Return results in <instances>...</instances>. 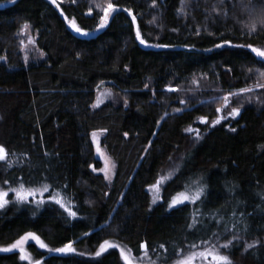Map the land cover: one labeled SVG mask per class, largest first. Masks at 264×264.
Masks as SVG:
<instances>
[{"label":"trees","instance_id":"trees-1","mask_svg":"<svg viewBox=\"0 0 264 264\" xmlns=\"http://www.w3.org/2000/svg\"><path fill=\"white\" fill-rule=\"evenodd\" d=\"M113 2L121 10L92 37L75 33L65 19L96 31L102 13L92 0H61L63 12L49 0H4L0 6V57H6L0 60L1 143L16 161L11 167L0 162V182L51 186L43 203L13 201L0 210V246L34 232L51 247L73 241L90 252L104 240H116L138 255L146 242L171 261L189 243L222 231L220 215L237 223L232 231L242 239L264 237V103L245 105L230 124L209 129L193 145L186 132L198 118L215 114L189 93L193 81L227 91L258 82L264 62L251 50L215 45L230 40L264 47V26L248 34L264 5L253 0L245 9L241 0H184L181 14V0ZM25 23L35 35L34 59L25 60L22 51ZM137 24L147 44L136 37ZM102 89L119 101L94 107ZM100 129L107 130L102 145L116 164L112 182L99 171L102 162L91 137ZM176 157L181 165L165 184L162 201L152 205L149 185ZM201 177L207 184L203 203L168 207L185 184ZM58 191L76 217L49 199ZM197 208L202 224L189 228ZM31 250L44 264H124L115 250L97 260ZM231 254L233 264H264V245L245 251L239 242ZM0 264L25 263L18 253H0Z\"/></svg>","mask_w":264,"mask_h":264},{"label":"snow or ice","instance_id":"snow-or-ice-1","mask_svg":"<svg viewBox=\"0 0 264 264\" xmlns=\"http://www.w3.org/2000/svg\"><path fill=\"white\" fill-rule=\"evenodd\" d=\"M10 3H15V0H8ZM75 0H73V3ZM221 3L224 2V0H220ZM261 5H264V0H259ZM51 3L56 6V8L60 9L61 12H63V9L61 8L60 0H51ZM153 3L155 4V0H153ZM241 3L243 4L245 9H248L250 5L253 4V0H241ZM182 7L179 9L181 14H185L184 12V0H181ZM0 6H4V0H0ZM97 9L100 10L99 14V22L97 25L98 29H103L106 27L109 23L110 18L113 16L114 13L121 10V6L118 5V3H114L113 0H105L103 4L97 3L95 5ZM92 8L90 7L88 9L89 13L92 12ZM127 13L131 14L132 9L126 8L123 9ZM213 13H219L220 9L213 7L212 9ZM65 19L68 21V24L73 28L77 33L88 35L89 33L85 31V29L81 28L79 24L76 22V20L69 19L67 16H65ZM131 19L133 22L137 20L136 15H131ZM153 21H155V18H153ZM257 24H260L264 26V12L257 18L253 19L251 25L249 26V32L248 34L251 35L253 32H255ZM29 30V25L25 23L21 29V32L27 33ZM211 34V33H210ZM136 37L140 40L141 43L147 44L148 41L144 40L141 32L139 24L136 26ZM22 47H27L24 41H21ZM28 43L35 44V39L29 35L28 36ZM225 45H231L232 47L237 48H245L251 50L252 53L255 54L257 58H259L262 62H264V47H256L253 44H241V45H233L232 41L230 40H223L221 44L215 45V47H223ZM159 47H168V45H157ZM43 55V53H41ZM0 60H6V57H0ZM25 60H27V56H25ZM262 76H264V73H261ZM104 82L101 81V84ZM198 83V82H197ZM147 87V85L145 86ZM256 87H262L264 88V84H257ZM169 90L171 89V86H169ZM99 91V87H98ZM253 88L246 87L241 88L235 93H228L224 96V105L221 108H217L216 111L223 112L225 107H228L230 103V97L233 96H239L242 93H248L252 92ZM112 95L111 90L106 89L104 92H101L99 96L97 97L96 103L93 105L94 107H99L101 103H103V99L108 98ZM251 99V97H249ZM258 99V98H257ZM176 111H180V109H177ZM241 107H233L230 111H228L227 116L221 115L219 118L214 120L213 124H219L221 120L227 119V117H236L240 115ZM167 115V113L165 114ZM202 122L207 123V118L202 117ZM235 131V129H232ZM100 132L107 131L106 129H100ZM186 131L189 132H195L196 138L199 139L200 135L198 130L196 129H186ZM125 136L128 135V133H124ZM92 139L96 142L97 145V151L100 152V146H99V137L96 131L92 133ZM151 143V142H149ZM103 154V153H101ZM10 153L8 149L0 144V162H6L9 167H11L16 161L9 158ZM114 169L115 164L110 160V158H105V167L102 169H99V171L103 172L105 175V178L108 180H111L112 175H114ZM175 175V171H170L167 173V175H161L157 181L154 184L149 185V189L153 192V203H156L157 200L162 199V196L160 195L161 192V186L166 183L168 180H170ZM203 178H199L196 180L191 181L189 184L184 185V191L178 192L174 196L171 197L170 202L168 204V207L174 208L175 206L182 205L185 202H190L192 204H197V202L203 203L202 197H205L206 190H207V184L203 183ZM6 185H8V181L4 182ZM50 185L42 184L39 187L26 185L22 180L18 182L17 187L12 188L10 185L5 188L3 186H0V209H4L11 201H9L8 196L9 193L12 192L15 194V201L18 203H28L30 202V198H37L36 203H43V194L48 192L50 189ZM64 187H67L66 185ZM49 199L54 201L55 203L59 204L62 208L65 209V211L72 217L77 216V212L73 210V208L70 206L69 202L65 201L64 196L58 191L56 195H50ZM89 203H91L89 201ZM216 213H219V209L214 210ZM202 213L199 208L196 209L195 212L191 214L192 223L188 224L187 227L189 228H196L197 224H202V221L198 220L197 218L201 216ZM245 214L241 212L239 214L240 217H243ZM232 217H236L237 213L233 211L231 213ZM213 219H216V216H213ZM220 222L223 223V229L222 231H217L212 233V238L210 239H200L199 243L197 242H191L188 244L187 251L183 248L179 249L180 253L182 254L179 259H175L171 261V264H233L231 258L229 255L224 254L221 252V249H230L233 246V242H239L242 240L241 236H238L235 232L232 230L237 228V223H229L225 221V217L223 215L219 216L218 224ZM242 223V221H241ZM248 225L244 224V230H247ZM224 233H231L230 238L225 239L222 243L221 237ZM213 239L216 241V243H213ZM34 241L39 248L41 249H48L50 252H57L62 254H70V253H76L77 249L73 246L74 242L69 241L68 243L64 244L62 247L59 248H49V246L34 232H26L24 235L20 236L19 239L15 240L12 244L6 246V247H0V251L2 252H13L14 250L19 251V258L24 261H30V264H42L41 260H33L31 255L27 253L25 245L29 241ZM260 241L256 240L252 243H248L245 245V251L248 249H252L255 245L259 244ZM160 247H164V245H160ZM110 248H116L119 249L120 255L125 261V264H135V260L133 256L131 255V250L129 249L126 251L123 247H121L120 244H115L109 240H104L103 243L100 244L99 249L95 252V255L97 257L101 256L104 252H106ZM141 248H143V255L145 257L148 256V247L147 243L141 245ZM173 249L175 251V245H173ZM167 251V249H165ZM152 264H155V261L152 262Z\"/></svg>","mask_w":264,"mask_h":264},{"label":"rangeland","instance_id":"rangeland-1","mask_svg":"<svg viewBox=\"0 0 264 264\" xmlns=\"http://www.w3.org/2000/svg\"><path fill=\"white\" fill-rule=\"evenodd\" d=\"M49 1L51 2V0H49ZM92 1H94L95 5L97 3L103 4L105 2V0H92ZM112 17L110 18V20L112 19ZM103 29H97L94 32H88L89 33L88 35H83V34L77 33L74 29H73V31L75 33L79 34L80 36L92 37V36H95L98 32L102 31ZM29 35H31L35 39V35L33 34V32L30 29V27H29V30H28L27 33L22 32V41H24L25 44L27 45L26 48L25 47H22V51H23L24 56H27V59H34V58H37V56L39 54L38 53V48L36 46V39H35V44L28 43V36ZM261 73H264V71H261L260 72L258 82L256 84H254V85L251 86V88H253V91L252 92H248V93H242L239 96L230 97V103H229L228 107H225L224 108V111L222 113L216 111V109L217 108H221L224 105V103H225L224 96L226 94L230 93V92L235 93L238 90H230V91L223 90V89H221L219 87H215V86H213L211 84H208L205 80H195V81H193V84L191 85V89H190V92L189 93L191 95L196 94L195 95L196 97L197 96L200 97V99H201L200 102L201 103H204V104H207V105H211L214 108V111H215L214 113L215 114H214V117H211V118L210 117H206L207 118V123L202 122V120H201L202 117H200V118L197 119L196 125H193V126H190V127L187 128V129L191 128V129L198 130L199 135H200V138L197 139L195 132L186 131L189 134V137H190V145H193V144L197 143L200 139H202L204 137V135L206 134V132L209 129L214 128V127H217V126L222 125V124H225V123H229L230 124L233 120H235L239 115L236 116V117H234V118L233 117H227V119L221 120V122L219 124H213L212 123L214 120H216L217 118H219L221 115L227 116V113H228V111L231 110V108H233V107H241V111H242L243 107L245 105L250 104V103H257V104H263L264 103V88H262V87H256L257 84H264V76H262ZM105 90L106 89H102L98 93V96H99V94L101 92H104ZM111 92H112V95L109 96L106 99H103V103H101L99 106H101V105H103V104H105L106 102H109V101H113V102L119 101V99H120L119 96L117 94H115L112 90H111ZM249 97H251V99H249ZM96 101H97V99H96ZM96 101H95V103H96ZM97 134H98V137H99L100 152L97 151L96 142L93 139H92V141H93V144L95 146L96 155H97V157L102 162V167H101V169H102V168L105 167V158L106 157L110 158V160L114 164H115V162H114L113 158L107 152L106 148L102 145V138H103L104 132L97 131ZM2 135H3V118H2V115H1V111H0V144H2L1 143V141H2ZM91 137H92V135H91ZM101 153H103V154H101ZM180 165H181V159H180V157H176V158L172 159L170 161V163L163 169V171L161 172L160 176L161 175H167V173L170 172V171H175V174H176V172L178 171ZM115 173H116V164H115V169H114V175H112L111 180H108V179H106V180L108 182H112V180L114 179ZM166 183H164L161 186V192H160V195L161 196H163V189H164V186H165ZM0 186H3L5 188H7L9 186V184L6 185L5 183H1L0 182ZM11 187L12 188H15L13 186H11ZM149 192H150V196H151V203H152V205H155V204L160 203L162 201V199H159V200L156 201V203H153V192L150 189H149ZM43 196H44V194H43ZM8 199L11 202L15 201V194L12 193V192H10L9 193V196H8ZM37 199H39V197H37V198H30V201H33L34 203H36V200ZM44 200L45 199L43 197V201ZM0 210H2V209H0ZM224 240L225 239L223 237H221V241L220 242L222 243ZM256 240H259L260 243L257 244V245H255V246L264 245V237H262L260 239H242L239 242H243L244 243V246H245L246 244L252 243L253 241H256ZM109 241H111V242H113L115 244H120L121 247H123L126 251H128L130 249L128 246H126L125 244H123V243H121L119 241H116V240H109ZM239 242H235L234 241L233 242V246H235ZM213 243H216V241L214 239H213ZM6 246H8V245H6ZM6 246H0V247H6ZM31 246H34L35 248H37L39 251L43 252L47 256H49V255L67 256V255H73V254L76 255V254H78V255H82V256H85V257H88V258H92V259L97 260V259H100L102 256H104L106 253H108L110 251H113V250L118 251L119 254H120L119 249L110 248L106 252H104L101 256L97 257L95 255V252L99 249V247H98V249L96 251L90 252L88 249L80 248L79 246H77L75 244V242H74L73 246L77 249V252L76 253L62 254V253H57V252H50V251H48V249H41V248H39V246L34 241H31L30 240L25 245L26 251H27V253H29L31 255V257L33 258V260H41L42 261V264H44V259L43 258H38L32 252ZM232 247L230 249H227V250L221 249V252H223L226 255H229L230 258H231V260H232V262H233V256L231 254ZM49 248H54V247L49 246ZM187 248H188V246L187 247H184L183 249H185L187 251ZM0 253H18L19 254V251L18 250H14L13 252H2V251H0ZM131 255L133 256V258L135 260V264H152L153 261H155V264H171V261H173L175 259H179L182 254L179 251V253L171 261H168L167 260V257L165 255L164 251H157V250H149L148 249V256L147 257H145L143 255V250L138 255H135L131 251ZM120 257H121V255H120ZM121 259H122L123 263L125 264V261L123 260L122 257H121ZM22 261L25 264H30V261H24V260H22Z\"/></svg>","mask_w":264,"mask_h":264}]
</instances>
